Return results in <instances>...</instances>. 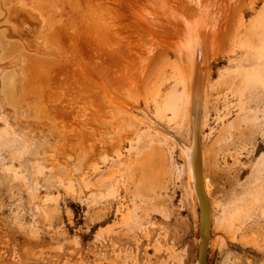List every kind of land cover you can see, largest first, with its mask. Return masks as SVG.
<instances>
[{
    "label": "bare ground",
    "instance_id": "bare-ground-1",
    "mask_svg": "<svg viewBox=\"0 0 264 264\" xmlns=\"http://www.w3.org/2000/svg\"><path fill=\"white\" fill-rule=\"evenodd\" d=\"M0 47V146L3 159L12 160V181L30 199L55 196L59 187H86L92 176L100 188L107 183L103 166L132 175L152 149L163 151L162 142L173 141L184 156L201 224L197 104L202 185L214 228L217 160L203 130L216 86L212 61L228 58L216 83L237 96L238 110L247 115L251 102L264 98V0H0ZM169 59L176 82L165 92ZM149 102L187 114L190 139L161 126L147 112Z\"/></svg>",
    "mask_w": 264,
    "mask_h": 264
},
{
    "label": "rangeland",
    "instance_id": "rangeland-1",
    "mask_svg": "<svg viewBox=\"0 0 264 264\" xmlns=\"http://www.w3.org/2000/svg\"><path fill=\"white\" fill-rule=\"evenodd\" d=\"M215 60L211 79L217 87L210 90L203 128L205 147L217 160L207 264H264V98L252 101L243 115L237 96L217 85L228 58ZM171 63H164L165 92L176 82ZM150 106L147 112L161 126L179 140L190 139L187 114L180 119L173 106L171 111ZM161 146L163 151L152 149L132 175H112L103 166L107 183L100 188L92 176L86 187H59L53 189L57 197L36 199L12 181V160L3 159L7 152L0 146V264H197L199 205L185 159L173 141ZM237 207L242 210L233 217Z\"/></svg>",
    "mask_w": 264,
    "mask_h": 264
},
{
    "label": "water",
    "instance_id": "water-1",
    "mask_svg": "<svg viewBox=\"0 0 264 264\" xmlns=\"http://www.w3.org/2000/svg\"><path fill=\"white\" fill-rule=\"evenodd\" d=\"M195 111V127H194V134H195V156H194V170L196 174V190L197 194L200 199V211H201V224H200V248H199V255L198 261L199 264H207V248H208V235L210 232L209 229V208L205 198V194L203 191L202 185V176H201V158H200V113L197 104L194 107Z\"/></svg>",
    "mask_w": 264,
    "mask_h": 264
}]
</instances>
